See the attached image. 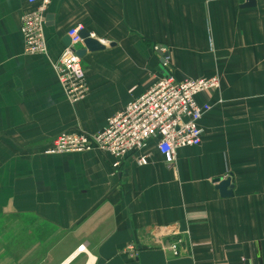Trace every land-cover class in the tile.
I'll list each match as a JSON object with an SVG mask.
<instances>
[{
  "label": "crops",
  "instance_id": "1",
  "mask_svg": "<svg viewBox=\"0 0 264 264\" xmlns=\"http://www.w3.org/2000/svg\"><path fill=\"white\" fill-rule=\"evenodd\" d=\"M246 2L52 0L49 55L28 56L32 6L0 0V264H264V0ZM79 25L108 49L83 59L89 94L73 105L54 64ZM167 73L221 80L198 98L211 108L202 145L174 166L156 140L117 171L99 152L46 154L65 132L99 133ZM170 230L183 257L167 250Z\"/></svg>",
  "mask_w": 264,
  "mask_h": 264
},
{
  "label": "built area",
  "instance_id": "2",
  "mask_svg": "<svg viewBox=\"0 0 264 264\" xmlns=\"http://www.w3.org/2000/svg\"><path fill=\"white\" fill-rule=\"evenodd\" d=\"M28 3L32 8L23 15L20 23L25 40V54L48 56L45 30L52 0H28ZM82 30L83 26L79 25L68 32L71 45L65 47L54 64L59 82L73 105L84 101L89 94L83 60L73 50L83 43L80 36ZM156 50L162 55L163 66L169 68V54L163 47ZM220 84L218 76L178 81L174 75L167 73L151 85L143 96L131 102L123 112L109 118L106 127L99 133L90 135L77 130L65 132L56 138L46 154L99 152L114 160L112 166L117 171L127 158L141 153L151 141L156 140L160 154L172 167L176 164L180 150L202 145L203 130L200 123L211 108L208 104H200L198 98L210 97L219 90ZM136 162L138 166H147L149 156H139ZM183 245L182 239H175L170 250L174 257L185 255L187 251L183 250ZM83 249L81 247L80 251ZM128 251L132 257H137L136 246H128Z\"/></svg>",
  "mask_w": 264,
  "mask_h": 264
},
{
  "label": "water",
  "instance_id": "3",
  "mask_svg": "<svg viewBox=\"0 0 264 264\" xmlns=\"http://www.w3.org/2000/svg\"><path fill=\"white\" fill-rule=\"evenodd\" d=\"M255 6L256 0H247V2L242 6V9H249ZM80 36L83 40V43L73 48V50L75 54L82 60L89 53L104 52L108 49L107 45L93 38L92 34L86 29L81 31ZM63 44L65 47H69L71 45V40L68 36L63 40ZM111 47H113V44ZM161 62L163 63V60H161ZM231 179L232 177H229L226 180H220L217 182V190L220 192L223 199L232 198L234 195V185Z\"/></svg>",
  "mask_w": 264,
  "mask_h": 264
},
{
  "label": "rangeland",
  "instance_id": "4",
  "mask_svg": "<svg viewBox=\"0 0 264 264\" xmlns=\"http://www.w3.org/2000/svg\"><path fill=\"white\" fill-rule=\"evenodd\" d=\"M221 85V84H220ZM168 234H170L171 235V238H173V236L175 237L174 239H173V241H171V243H170V245L169 246H167V250H171V247L174 245V241H175V239H177V240H179V236H177L176 235V232H174V233H171V230L169 231V233ZM29 239H35V238H29ZM185 245V244H184ZM184 245H183V247H184ZM183 250H185V249H183ZM171 252V251H170ZM172 253V252H171ZM173 255V254H172ZM13 256H15V258L17 257V253L16 252H13Z\"/></svg>",
  "mask_w": 264,
  "mask_h": 264
}]
</instances>
